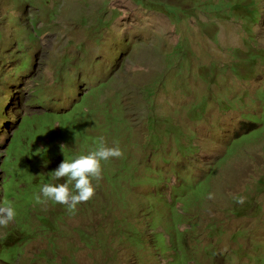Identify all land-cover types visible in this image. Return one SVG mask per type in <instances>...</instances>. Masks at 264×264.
I'll return each instance as SVG.
<instances>
[{
    "label": "rangeland",
    "instance_id": "rangeland-1",
    "mask_svg": "<svg viewBox=\"0 0 264 264\" xmlns=\"http://www.w3.org/2000/svg\"><path fill=\"white\" fill-rule=\"evenodd\" d=\"M99 137L89 200L33 198ZM263 177L264 0H0V264H264Z\"/></svg>",
    "mask_w": 264,
    "mask_h": 264
},
{
    "label": "clouds",
    "instance_id": "clouds-1",
    "mask_svg": "<svg viewBox=\"0 0 264 264\" xmlns=\"http://www.w3.org/2000/svg\"><path fill=\"white\" fill-rule=\"evenodd\" d=\"M66 148L67 146L60 145L64 158L54 170L49 172L53 178L66 179L63 182H52L50 179L49 182L43 183L39 193H33V198L37 201L44 199L66 205L69 210L74 211L79 203L93 196L95 191L93 180L98 181L101 177V161L119 157L121 150L115 143L112 146L106 145L103 138H100L94 150L83 154L66 157L64 155ZM209 197L211 198V193ZM237 202L242 203L243 197H239ZM15 215L16 210L12 201L0 203V226L9 224L14 220Z\"/></svg>",
    "mask_w": 264,
    "mask_h": 264
},
{
    "label": "trees",
    "instance_id": "trees-1",
    "mask_svg": "<svg viewBox=\"0 0 264 264\" xmlns=\"http://www.w3.org/2000/svg\"><path fill=\"white\" fill-rule=\"evenodd\" d=\"M195 1V0H194ZM197 3V2H196ZM230 6V7H229ZM226 7L227 10H230L232 12H235V14L237 13V10L239 7H242V10H244V14H242V19L244 20V22L248 25H253V24H256L257 21L256 19H258V13H260L257 9H253V6H254V1H251L250 4H246V3H235V4H231ZM214 10H217V7H214L213 8ZM223 11V6H219V10L218 12H222ZM190 16V15H189ZM261 16V14H260ZM182 52V51H181ZM151 97V96H150ZM149 102V101H148ZM149 103H152V105H150L149 109L154 112V108H153V102H149ZM114 106V104L112 105ZM116 106V105H115ZM204 107V105L202 106ZM109 111V114H108V118H111V113L112 112H119L121 111L122 112V108L121 106L119 108H113L112 109H108ZM124 118V117H123ZM149 120H150V127L148 129L149 131V134L150 135L153 131H154V127H158V124H159V121H158V118L156 116H154L152 113L149 114L148 116ZM20 127V126H19ZM129 132V131H128ZM127 140H126V143H127V146H126V149L125 151L123 152L122 154V160H119V162L122 164V167L124 166V164H129L130 161H133V163L136 165V161L132 160V152H131V148L135 147L138 143L134 142L132 140V138H130L129 136H127ZM101 137H99L96 142H95V145L93 147V150L95 149L97 143L99 142ZM105 143V141H104ZM106 144V143H105ZM69 152V151H68ZM148 157H149V154H147ZM62 154H58V153H50L48 150L44 152L43 156L39 159H41L42 161H44V165L43 166H39V168L43 169L44 167L46 168V165L48 166V171L50 170H53L54 168L57 167V165L55 164V162L57 163H60L62 161ZM150 159V157H149ZM106 162V161H105ZM108 162V160H107ZM52 165L54 166L53 168H50L49 166ZM128 167H125L123 169V171L120 173L121 177L120 179L123 180V181H126V177H127V173H128ZM125 177V178H123ZM259 190L260 192L264 193V177L261 179V181L259 182ZM248 204H249V207H245L243 205L241 206H238L234 212H236L237 214L236 215H239V216H242V215H247V214H252L254 213L253 211V204L255 201L252 200V198H250L248 201ZM233 211V209L231 210ZM10 236H6V240L5 242H1V244L4 243V245H8V244H11L12 241H10ZM3 241V240H2ZM10 242V243H9Z\"/></svg>",
    "mask_w": 264,
    "mask_h": 264
}]
</instances>
